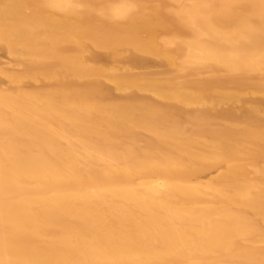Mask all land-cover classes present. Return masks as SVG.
<instances>
[{
    "label": "bare ground",
    "instance_id": "1",
    "mask_svg": "<svg viewBox=\"0 0 264 264\" xmlns=\"http://www.w3.org/2000/svg\"><path fill=\"white\" fill-rule=\"evenodd\" d=\"M0 264H264V0H0Z\"/></svg>",
    "mask_w": 264,
    "mask_h": 264
},
{
    "label": "rangeland",
    "instance_id": "2",
    "mask_svg": "<svg viewBox=\"0 0 264 264\" xmlns=\"http://www.w3.org/2000/svg\"><path fill=\"white\" fill-rule=\"evenodd\" d=\"M162 67H160V68H158V67H155V68H152L153 70H157V71H159V69H161ZM259 95V94H258ZM249 97H251V95H245V96H243V99H246V98H249ZM241 105V103H239L238 102V104H235V107L236 108H238L239 106ZM227 105H223V107H226ZM189 110H191V111H194V110H198L199 109V107H189L188 108ZM221 120H219V122H220ZM141 132V134H144V135H149V133L147 132V131H145V130H142V131H140ZM219 172H213V173H211L209 176H215V175H217Z\"/></svg>",
    "mask_w": 264,
    "mask_h": 264
}]
</instances>
